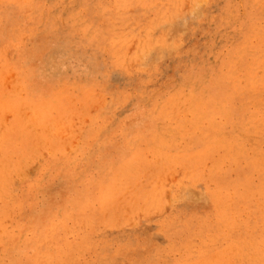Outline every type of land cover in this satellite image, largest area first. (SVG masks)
<instances>
[{
  "label": "rangeland",
  "instance_id": "obj_1",
  "mask_svg": "<svg viewBox=\"0 0 264 264\" xmlns=\"http://www.w3.org/2000/svg\"><path fill=\"white\" fill-rule=\"evenodd\" d=\"M0 83V264H264V0H0Z\"/></svg>",
  "mask_w": 264,
  "mask_h": 264
},
{
  "label": "bare ground",
  "instance_id": "obj_2",
  "mask_svg": "<svg viewBox=\"0 0 264 264\" xmlns=\"http://www.w3.org/2000/svg\"><path fill=\"white\" fill-rule=\"evenodd\" d=\"M23 9H25V8H23ZM14 10V9H13ZM21 10V9H20ZM23 11V10H22ZM51 26V25H50ZM51 28H52V26H51ZM49 29V28H48ZM91 33V32H90ZM92 34V33H91ZM97 35H99V34H97ZM96 37V36H95ZM93 38V37H92ZM6 48V47H5ZM1 52H4V51H1ZM6 53H8V52H6ZM3 55V54H2ZM15 70L17 71V74H18V76H19V83H20V86H21V91H23L24 92V94H27L28 95V92H26V86H25V83H24V81H23V74H22V72H21V70H20V67L19 66H15ZM23 71V70H22ZM10 72H11V70H10ZM2 74V73H1ZM11 75V74H10ZM17 76V75H16ZM3 77V76H2ZM25 77V76H24ZM230 77V76H229ZM13 79V78H12ZM17 79V78H16ZM17 82H18V79H17ZM2 83H0V85H1ZM5 84V83H4ZM3 84V86H6V85H4ZM19 85V84H18ZM7 87V86H6ZM17 89H19V88H17ZM1 90H2V88H1ZM7 90H8V88H7ZM18 91V90H17ZM193 91V90H192ZM15 92H16V90H15ZM20 92V91H19ZM18 93V92H17ZM21 93V92H20ZM5 94V93H4ZM22 94V93H21ZM21 94H19V95H21ZM26 96V95H25ZM4 97V96H3ZM8 97H9V95H8ZM261 97V96H260ZM26 99V102H27V98H25ZM253 100V99H252ZM3 101V100H2ZM256 101V100H255ZM264 101V100H263ZM22 102V101H21ZM42 100L41 99H38V97L37 96H35L34 97V99L32 100V102L31 103H29V106L31 107L30 109H29V107H27L29 110H33V109H35L34 111L36 112L35 114H36V117L35 118H37V119H32V117H31V123L30 124H32L31 126H33L34 127V125L36 126V128L39 126H37L36 124H41L44 128H45V124H47L48 122L49 123H51L50 122V120L49 121H47V120H45V118L47 117L46 116V112H44V111H41L42 109H44L43 108V105H42ZM252 102V101H251ZM256 103H257V101H256ZM6 105H8L7 103H5ZM4 103H3V105H5ZM188 104V103H187ZM173 107V106H172ZM21 108V107H20ZM19 108V109H20ZM24 108H26V107H24ZM10 109V108H9ZM192 110V109H191ZM256 110V109H255ZM21 111V110H20ZM22 111L24 112L25 111V113L27 112L26 111V109L25 110H23V108H22ZM38 111H41V112H38ZM258 111H260V110H258ZM29 112V111H28ZM185 112V111H184ZM5 113H7V112H5ZM9 113V112H8ZM24 113V114H25ZM186 113V112H185ZM19 114H20V112H19ZM23 113L21 112V115H22ZM30 113H28V115H29ZM194 114V113H193ZM192 114V115H193ZM203 114V113H202ZM221 114H222V112H221ZM17 115V114H16ZM21 115H17V116H21ZM31 115V114H30ZM186 115V114H185ZM219 115V114H218ZM230 115V114H229ZM5 116V115H4ZM3 116V117H4ZM38 116V117H37ZM200 116H201V114H200ZM231 116V115H230ZM213 117V116H212ZM217 117V116H216ZM24 118V117H23ZM198 118V117H197ZM4 119V118H3ZM2 119V120H3ZM26 117H25V121H26ZM199 119V118H198ZM227 119V118H226ZM23 120V121H24ZM28 120V119H27ZM39 121H41L40 123H38ZM218 121V120H217ZM27 122H29V120L27 121ZM140 122H142V121H140ZM228 122V121H227ZM162 123V122H161ZM160 123V124H161ZM214 123H216V121L214 122ZM2 124V123H1ZM17 124H19V122L17 123ZM51 124H54V121L51 123ZM25 125L27 126V124H26V122H25ZM48 126L50 125V124H47ZM166 125V124H165ZM216 125V124H215ZM226 125V124H225ZM163 126V125H162ZM173 126V125H172ZM214 126V125H213ZM248 126V125H247ZM262 126V125H261ZM6 127V126H5ZM4 127V129H6ZM163 127H165V126H163ZM260 127V126H259ZM3 128V127H2ZM29 128V127H28ZM39 128V127H38ZM37 128V130H39V131H41L40 129H38ZM162 128V127H161ZM171 128V127H170ZM241 128V127H240ZM30 129H32V127H30ZM14 129L13 128H11V131H13ZM17 130H19V129H17ZM33 130V129H32ZM157 130V129H156ZM160 130H162V129H160ZM164 130V129H163ZM1 131H2V129H1ZM43 131V130H42ZM172 131V130H171ZM175 131V130H174ZM205 131V130H204ZM6 132H8V130H6ZM10 132V131H9ZM32 132V131H31ZM34 132V131H33ZM38 132V131H37ZM37 132H34V133H37ZM103 132V131H102ZM168 132V131H167ZM167 132H166V134H167ZM169 132H170V130H169ZM206 132V131H205ZM3 133V132H2ZM174 133V132H173ZM176 133V132H175ZM222 133H224V132H222ZM1 134V133H0ZM20 134V133H19ZM155 134H158V133H156L155 132ZM171 134V133H170ZM206 134V133H205ZM209 134V133H208ZM161 134L159 133V136H160ZM223 136L225 135V134H222ZM221 135V137H223ZM3 136V135H2ZM1 136V137H2ZM7 136H8V138H9V133L7 134ZM166 136V135H165ZM218 136V135H217ZM220 136V135H219ZM0 137V138H1ZM167 137V136H166ZM169 137V136H168ZM167 137V138H168ZM173 137V136H172ZM205 137V136H204ZM7 138V137H6ZM7 138V139H8ZM41 138V137H40ZM214 138V137H213ZM164 140H165V138H163ZM40 140V139H39ZM42 140H43V138H42ZM41 141V140H40ZM166 141V140H165ZM168 141V140H167ZM191 141H192V139H191ZM223 140H221V142H222ZM42 143H43V141H42ZM226 143V142H225ZM223 144V143H222ZM236 144V143H235ZM18 145V144H17ZM230 148H231V146H229ZM226 148V147H225ZM240 148V147H239ZM245 151V150H244ZM238 152V151H237ZM242 153V152H241ZM242 157V156H241ZM240 156L239 157H237V159L238 158H241ZM5 158V157H4ZM236 159V160H237ZM242 159V158H241ZM238 163V162H237ZM2 167H3V165H2ZM246 186V185H245ZM109 188V187H108ZM244 188V187H243ZM236 192H237V190H236ZM239 194H241V192L239 193ZM215 195H217V194H215ZM75 196V198H74V200H73V202H72V204L71 205H74L75 203H79V201L78 200H80V198H81V193L79 192V194L76 196V195H74ZM240 198V197H239ZM77 203V204H78ZM249 203V202H248Z\"/></svg>",
  "mask_w": 264,
  "mask_h": 264
}]
</instances>
